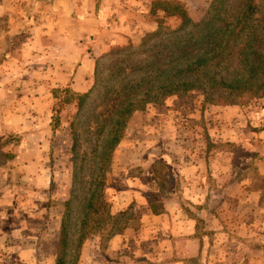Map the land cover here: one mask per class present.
Returning a JSON list of instances; mask_svg holds the SVG:
<instances>
[{"label": "rangeland", "instance_id": "374dc122", "mask_svg": "<svg viewBox=\"0 0 264 264\" xmlns=\"http://www.w3.org/2000/svg\"><path fill=\"white\" fill-rule=\"evenodd\" d=\"M212 1L0 0V110L13 102L8 99L11 94L12 97L18 95V100L25 99L27 102H23V106L31 100L33 108L29 109L31 116L26 118L25 130L17 132L3 128L0 131V137L8 139L5 150L13 156L12 160L0 163V264H55L57 241L52 232L48 231V223L54 216L61 218L65 202L72 190H76L71 178V135L68 124L71 121L81 123L83 117L77 112L79 96L94 89L96 74L100 76L103 72L101 77L105 80L112 64L123 61L128 52L138 53L131 56L133 62L144 61L146 54L139 52L148 53L160 34L178 27L175 18L164 16L159 3L179 2L186 7L192 20L199 21ZM158 21L161 25L159 28ZM118 48L127 51L114 54ZM8 53L14 60L8 58ZM71 62L73 67L70 74H67L70 76L68 84H39L50 82L59 74V66L67 64L68 67ZM63 89L73 95L71 104L62 102L64 98H69L61 93ZM16 90L18 93L12 92ZM91 99L87 108L95 102ZM201 99V95L193 93L184 98H171L162 105H148L144 111L159 110L156 111L157 115L151 113V122L138 121L136 125L147 131L159 127L166 130L169 141L175 140L173 151H170L172 154L178 152L175 147L177 144H186L191 148L189 144L196 141L197 137L202 142L210 139L208 127L212 131V126L224 124L222 119L218 123L210 120L211 114L206 111L197 112L195 122L187 118ZM249 104L224 108L232 110L225 115V119L229 120L233 128L239 127L234 132V139H240L236 133L240 129L264 128V98ZM54 116L59 118L55 132L52 131ZM48 119L49 135L42 133ZM1 120L14 121L18 126V122H21L20 118L0 115ZM2 126L9 124L2 123ZM244 141L252 139L245 137ZM225 147L226 144L219 143L215 150L221 151ZM250 149L253 151L246 152L238 145L227 147L233 156L232 184L234 187L239 181L247 180L250 191L261 192L258 204L264 209V177L258 173V163L264 160V146H260L259 151L257 145ZM224 157V154L217 156L212 163L219 166L223 163L220 158ZM35 160L40 161L42 172L38 166L28 165ZM167 162L156 161L155 175L162 178L159 182L165 189L180 188L182 184L177 174L178 163ZM44 171L48 174H44ZM41 178L43 182H40ZM207 180L208 185L214 184L211 178ZM107 182L106 189L113 187L111 174ZM76 194L81 195L77 190ZM148 198L159 206L161 198L149 195ZM229 204L241 212H249L251 208L247 205L238 206L233 200ZM71 208V227L75 229L80 214L78 202L73 201ZM262 211L259 214L264 218ZM251 236L259 240L258 247L264 250V230H254ZM88 239L96 241L101 253L107 252L108 241L100 243L95 236H91L85 242ZM16 244L21 245L23 253H16ZM89 251L84 258L85 264H92L94 253H91V249ZM97 259L95 256L94 262H98ZM77 264H80V256Z\"/></svg>", "mask_w": 264, "mask_h": 264}, {"label": "trees", "instance_id": "16d2710c", "mask_svg": "<svg viewBox=\"0 0 264 264\" xmlns=\"http://www.w3.org/2000/svg\"><path fill=\"white\" fill-rule=\"evenodd\" d=\"M158 5L178 27L164 30L148 53L139 52L146 54L144 61L133 62L131 56L138 53H126L108 69L105 80L103 72L96 74L94 89L79 96L77 112L83 119L69 122L68 129L72 185L81 195L72 190L64 204L55 264H77L87 238L109 241L136 220L132 211H116L105 197L115 149L133 114L193 93L202 97L195 114L249 106L264 98V0H213L199 21L179 2ZM126 51L118 48L114 54ZM61 93L69 97L62 102L71 104L73 95L67 89ZM91 98L95 102L87 108ZM52 122L55 132L59 118L52 117ZM7 142L0 137V163L13 159L5 150ZM73 201L80 209L75 229ZM149 204L156 213L159 207L152 200Z\"/></svg>", "mask_w": 264, "mask_h": 264}, {"label": "crops", "instance_id": "0c3cea01", "mask_svg": "<svg viewBox=\"0 0 264 264\" xmlns=\"http://www.w3.org/2000/svg\"><path fill=\"white\" fill-rule=\"evenodd\" d=\"M7 56L13 59L9 53ZM59 67V74L50 82L39 84H68L70 76L67 74H70L73 67L72 62L68 67L67 64ZM12 92L18 93L17 90ZM1 95L2 89L0 97ZM11 95L8 99L13 102L2 108L4 110H0V115L20 118L21 122H18V126L14 121L1 120L0 131L4 128L21 132L26 129V118L31 116V100H28V105L23 106L22 103L27 102L25 99L18 100V95ZM156 111L159 110L132 115L114 152L111 171L114 185L105 191L106 199L113 203L116 211L127 209L137 219L108 241L105 253L97 248L95 240L88 239L82 247L80 264H85L84 258L90 249L94 253L92 264H262L264 250L258 247L259 240L251 236L254 230H264V218L259 214L264 209L258 204L261 192L250 191L247 180L239 181L233 187L232 151L227 150V145L221 151H216L215 148L219 143H230L246 152L253 151L250 148L257 145L259 151L260 146H264V128L240 129L236 131L240 139H234V132L239 127L233 128L229 120L225 119V115L232 110L212 109L210 120L218 123L222 119L224 124L212 126V131L208 127L209 141L202 142L197 137L196 141L189 144L192 145L191 148L186 144H177L175 147L178 152L172 154L170 151H173L175 140L169 141L166 130L159 127L147 131L148 129L136 125L138 121L151 122L149 116L151 113L157 115ZM191 113L187 118L195 122V111ZM2 123L9 126L3 127ZM46 123L42 133L49 135V119ZM245 137L252 141H244ZM222 154L225 156L220 158L222 164L216 166L212 163L214 158L221 157ZM168 160L173 164L178 163L177 174L179 173L178 178L182 184L179 189H165L159 182L162 178L155 175L156 161L168 163ZM28 165L38 166L40 170H37L43 171L39 160L31 161ZM45 173L48 174L44 171ZM258 173L264 177V160L258 163ZM207 178L214 180L212 186L206 183ZM33 181L36 182L34 179ZM40 182H43L42 178ZM148 195L161 198L156 213L150 207ZM230 200L235 201L238 206L247 205L251 208L249 212L233 209L230 207ZM59 227V217H52L48 223V231L52 232L53 237L57 236ZM15 246L16 253H23L21 245ZM95 256L98 262H94Z\"/></svg>", "mask_w": 264, "mask_h": 264}]
</instances>
